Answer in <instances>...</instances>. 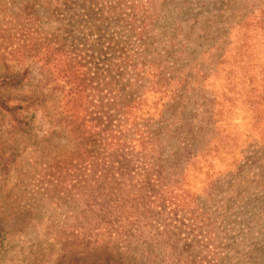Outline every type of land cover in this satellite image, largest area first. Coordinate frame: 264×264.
<instances>
[{"label":"rangeland","instance_id":"374dc122","mask_svg":"<svg viewBox=\"0 0 264 264\" xmlns=\"http://www.w3.org/2000/svg\"><path fill=\"white\" fill-rule=\"evenodd\" d=\"M56 1L0 0V97L10 107L29 98L48 115L31 121L22 109H0V264H103L109 250L114 260L122 250L121 244L108 251L87 247L88 173L79 167L80 143L70 131L81 126L86 150L102 155L94 127L103 109L88 89L84 68L76 82L65 77L74 71V44L60 29ZM100 1L117 10L170 11L169 25L188 34L184 59L192 68L206 66L202 58L194 61L193 51L208 30L211 54L221 56L215 59L218 78L203 89L213 94L219 112L212 118L215 135L205 143L201 135L209 121L202 118L209 115L195 108L192 118L202 129L188 148L197 157L183 173V210L157 216L170 221L178 242L164 262L158 257L154 264H264V0ZM75 4L69 6L78 13L90 6ZM193 18L194 24H186ZM153 248L162 253L160 244ZM131 254L144 263L133 247Z\"/></svg>","mask_w":264,"mask_h":264},{"label":"trees","instance_id":"16d2710c","mask_svg":"<svg viewBox=\"0 0 264 264\" xmlns=\"http://www.w3.org/2000/svg\"><path fill=\"white\" fill-rule=\"evenodd\" d=\"M84 1L90 4L85 11L75 10L76 0H57L55 11L61 31L67 32L74 44L69 55L74 71L69 70L65 77L76 82L80 79L78 69L84 68L89 75L88 89L103 109L100 123L94 127L100 135L102 155L95 148L86 150L87 143L80 137L87 132H81V126L70 131L80 143L79 167L88 173L83 175L88 182L83 195L87 247L108 251L111 244H121L117 259L109 250L103 264H154L158 257L164 262L167 254L175 251L170 246L177 245L179 235L172 233L170 221L165 223L157 216L183 210V201L178 204L179 194L183 195V173L197 157L188 148L195 147L202 129L192 118L195 108L209 115L202 118L209 121L203 124H209L208 132L201 135L205 143L214 138L212 118L219 112L214 109L213 94L208 96L203 89L218 78L215 59L221 56L211 54L215 46L208 43L213 35L203 28L208 33L196 43L194 61L202 58L209 70L192 68L194 63L184 59L188 34L180 32L185 27L170 26L171 12L164 8L139 12L104 7L100 0ZM47 4L51 6V0H45ZM182 14L192 17L187 10ZM194 22L195 18L186 24ZM31 104L25 98L22 107H10L0 97V109L6 113L22 109L25 120L31 117L33 121L37 114L48 119L42 105ZM76 182L81 184L77 177ZM141 238L147 241H139ZM159 244L162 253L153 248ZM190 246L191 241L187 243ZM132 247L144 263L137 262Z\"/></svg>","mask_w":264,"mask_h":264}]
</instances>
